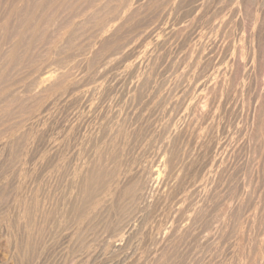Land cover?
Instances as JSON below:
<instances>
[{
  "label": "rangeland",
  "instance_id": "1",
  "mask_svg": "<svg viewBox=\"0 0 264 264\" xmlns=\"http://www.w3.org/2000/svg\"><path fill=\"white\" fill-rule=\"evenodd\" d=\"M177 4H169L166 7V4L162 3L157 13L150 14V16L154 15V18L151 17L152 20L149 19V15L145 17L147 21L144 17V20L142 17L139 18L142 19V22L137 19L139 23L134 24L137 23L134 21L127 32L128 35L125 34L119 40L120 42L118 41L122 46L121 41L127 40L126 43L123 42L125 43L123 44L125 55L130 53L129 51L134 48V45L135 48L136 45L138 46L136 50L139 51L147 46L144 49L147 52H143V50L138 55L142 54L139 57V61H142L140 67L128 69V65L137 57L121 55L122 49L118 52L119 55L116 54L118 56H109L108 64L102 62L95 68L91 66L93 63L90 64L88 69L91 68V70L88 72L89 70L83 68L85 67L83 57L88 53L85 54L87 50L84 48L87 42L82 41L81 43H85V46L80 45L79 53H75L76 59H73V64L71 61V64H68L69 67L66 66L74 70H72L73 75L61 86L64 89L60 88L53 93L41 109L37 110L38 114L35 110L34 115L30 112V116L25 114L24 117L13 118L14 120L0 117V121H4L1 122L2 124L0 123V264H160L158 259L161 264H182V261H185L183 264H264V170H262L264 169V130H262L264 129V0H190ZM155 14H158V18ZM181 18L183 20L187 18L185 21L188 22ZM175 21L178 23L176 24ZM1 23L2 20L0 25ZM179 23L187 24V28L190 26V30L186 29L190 36L187 37V33L182 29L162 33L164 44L156 46L158 49L154 47L155 45L153 46L155 49L151 48L152 44L147 43L148 37V39H144L148 31H152L151 35L153 33L156 35L155 28L158 25V27L168 25L170 28H175V25ZM154 26L153 31L151 27ZM225 26L226 28H224ZM139 43L145 45L141 44L140 46ZM148 46H150V50ZM153 53L156 54L152 56ZM150 56L153 58L156 56L157 60ZM82 59L81 64L83 65H80L79 61ZM147 61L150 64H147ZM50 67L53 65L45 64L44 70H48ZM21 74H18L20 78ZM28 74L27 76L23 74L26 78L22 76L23 78L19 79L22 80L21 83L14 81L19 76L15 79L10 78L16 83L11 82L8 77H5L8 79V83L4 79L1 82L3 84L5 82L7 86L10 85L8 90L11 88V90L19 91L21 88L29 86L32 81L31 75L33 77V74ZM0 75V78L3 77V73ZM1 82L0 90L3 89L2 92H5L7 86L5 87ZM91 83H95V85L93 84V86ZM257 88L263 90L262 98H257ZM15 90L13 91L16 92ZM18 93L16 92V94ZM3 94L0 93V95ZM261 102L262 105H260ZM2 103L3 101L0 102V106L3 105ZM259 107L261 108L257 112ZM257 113L259 114L257 115ZM258 116L263 121L259 120ZM41 117L45 119H41ZM253 117L257 120H254ZM25 118L27 119L25 120ZM254 123H260V126H263V128L260 127L262 142L257 140L260 138L257 132L258 125L255 127ZM128 137L129 139H127ZM110 140L111 142H109ZM96 146L97 148H95ZM45 153L46 155H44ZM144 167L146 168L142 170ZM100 169L103 174L99 173ZM149 169L157 172L152 176V178H156L153 179L155 181L152 182V186L157 189L153 190L151 187L148 196L142 197L139 192L141 189L138 188L144 179V172L146 173ZM87 170L90 172L88 173ZM97 173L100 174L99 178L103 177L105 181L102 178L99 179L95 175ZM121 173L122 176H120ZM126 173L127 177H125ZM221 174H224V177ZM129 179H133L132 182ZM88 180L94 183L90 182L88 185L91 194L82 189ZM210 180L212 181L210 182ZM155 182L157 186L154 184ZM97 183L102 184L99 187ZM90 184L93 185V188ZM82 185L84 186L81 187ZM94 186L96 190L98 187L99 189L95 191ZM126 192L128 193L126 194ZM81 193H84L83 196ZM86 196L92 199H87ZM107 200H110L111 204ZM101 201L105 203L102 204ZM25 202L30 213L27 214L28 218L26 216L21 218ZM33 204L35 207H32ZM98 204L100 205L98 206ZM30 209L33 210L30 211ZM240 211L241 213H239ZM30 228L31 230H28ZM173 235L175 236L173 237ZM118 242L122 243L123 248L113 246ZM117 248H120L121 251ZM159 252L160 254L163 252L161 258L169 253L168 257L161 259Z\"/></svg>",
  "mask_w": 264,
  "mask_h": 264
},
{
  "label": "bare ground",
  "instance_id": "2",
  "mask_svg": "<svg viewBox=\"0 0 264 264\" xmlns=\"http://www.w3.org/2000/svg\"><path fill=\"white\" fill-rule=\"evenodd\" d=\"M190 0H0V17L2 18V23L0 25V59H1V66L2 68H0V70L4 71H0V73H3V77L0 78V82L4 79L5 82L10 79V78H14L15 77L17 78L20 73H22L21 75L23 77L27 76L28 73H31L33 74V77L31 75V82L29 83V86H27L26 88L24 89H20L19 91H16L15 89H12L9 88L10 90H8V87L5 82L3 85H5L6 90L5 92H0V93H4L3 95H0V97H2L0 99V102L3 101V105L0 106L1 110H0V117L3 116V117H6V119H11L14 120L15 117H24L23 115H29V113L31 112V114H33V112H37L38 114V111L41 109V107L45 104V102L49 99V97L57 92L60 88L62 89L63 87V84L65 83V81H69V77L71 75H73V69L72 68H68L69 67V63L71 64V61H72V64H73V59L75 58L76 56V52L79 53L78 50H80V45H82L83 43H81L82 41L83 42H87L86 46L84 47L85 50V54L87 53V55L85 57H83L84 59V66L83 68H85V70H89V65L92 64V68H95L96 66L98 67L100 64L103 63H107L109 62V56H113V55H116L118 52H120L122 49V51L120 52L121 55H125L124 52L125 51V46L123 44H125L127 40L124 41H121V45H119V40L122 38V36H125L128 35L127 32L128 30H130V26L134 23V21H137L140 20L139 18L143 17H147L148 15L150 16V14H153L154 12L157 13L159 11V8L161 7V4L163 3L166 4V7L167 5L169 4H176L178 3L177 5L182 4L183 2H189ZM197 1V0H195ZM214 1V0H213ZM245 2V1H244ZM251 2V1H250ZM256 3V2H254ZM176 5V6H177ZM218 5V4H217ZM259 5V4H258ZM182 6V5H180ZM179 6V7H180ZM178 7V6H177ZM191 7V6H190ZM194 7V6H193ZM201 7V6H200ZM171 8V7H169ZM176 8V7H175ZM173 9V8H172ZM177 9V8H176ZM179 9V8H178ZM161 10V9H160ZM174 10V9H173ZM181 10V9H180ZM179 10V11H180ZM165 11V9H164ZM176 11V10H175ZM178 11V10H177ZM256 11V9H255ZM167 12V11H166ZM221 12V11H220ZM250 12V11H249ZM172 13V12H171ZM190 13V12H189ZM193 13V12H192ZM216 13V12H215ZM176 14V13H175ZM156 16L158 14H155ZM164 15H167V13H164ZM209 15V14H208ZM153 18H154V15H152ZM149 19H151V17ZM155 16V17H156ZM163 16V14H162ZM170 16V15H169ZM172 16V15H171ZM161 17V16H160ZM167 17V16H166ZM190 17V16H189ZM147 18V19H148ZM152 18V19H153ZM158 18V16L156 17ZM155 18V19H156ZM174 18V16H173ZM141 19V20H142ZM151 19V20H152ZM166 19V18H165ZM171 19V18H170ZM182 19V18H181ZM180 19V20H181ZM187 19V18H185ZM185 19L183 21H185ZM248 19V18H247ZM0 20V22H1ZM140 20V22H142ZM144 20V19H143ZM146 20V18H145ZM161 20V19H160ZM177 20V19H176ZM189 20V19H188ZM115 21V22H113ZM147 21V20H146ZM247 21V20H246ZM156 22V21H155ZM160 22V21H159ZM176 24L178 23V21H175ZM185 22H188V21H185ZM197 22V21H196ZM209 22V21H208ZM139 22L137 21V23H134V24H138ZM207 23V22H206ZM241 23V22H240ZM153 24V23H152ZM158 24V23H157ZM160 24V23H159ZM173 24V23H172ZM180 24V25H179ZM178 25H175L176 27L174 28H170V26L166 25V26H161L157 28L154 27H151L153 28V31H154V28L157 30H155V32L157 33L156 35H154V33L151 35L152 31L148 33H146V37L144 39H146L147 37L149 38V41H147V43H150L152 44L151 45V48L154 46H158L159 44L163 43L162 40H164V37H161V34L162 33H168V32H171L173 30H176V29H182L185 31V33H187V30L186 29H189L190 30V26L187 28V24H183V23H179ZM209 24V23H208ZM230 24V23H229ZM193 25V24H192ZM240 25V24H239ZM134 27V26H133ZM210 27V26H209ZM255 27V26H254ZM205 28V27H204ZM226 28V26L224 27ZM223 28V29H224ZM133 29V28H132ZM222 29V30H223ZM230 29V28H229ZM244 29V28H243ZM250 29V28H249ZM139 30V29H138ZM152 30V29H150ZM192 30V29H191ZM226 31V30H224ZM197 32V31H196ZM229 32V31H228ZM141 33V32H140ZM174 33V32H173ZM192 33V32H190ZM218 33V32H217ZM171 34V33H170ZM176 34V33H174ZM194 34V33H193ZM250 34V33H249ZM188 33H187V37H188ZM130 36V35H129ZM137 36V35H136ZM139 36V35H138ZM137 36V37H138ZM152 36V38H151ZM164 36V35H162ZM170 36V35H169ZM175 36V35H174ZM183 36V35H182ZM186 36V35H185ZM190 36V35H189ZM227 36V35H226ZM135 37V36H134ZM144 37V35H143ZM172 37H173V34H172ZM208 37V36H207ZM229 37V36H228ZM233 37V36H232ZM124 38V37H123ZM126 38V37H125ZM147 38V39H148ZM236 38V37H235ZM243 38V37H242ZM127 39V38H126ZM141 39V38H140ZM151 39V40H150ZM172 39V38H171ZM210 39V38H209ZM143 40V39H142ZM190 40V39H189ZM233 40V39H232ZM119 41V42H118ZM141 41V40H140ZM138 41V42H140ZM144 41V40H143ZM142 41V42H143ZM145 41V42H146ZM170 41V40H169ZM199 41V40H197ZM118 42V43H117ZM125 42V43H123ZM212 42V41H211ZM254 42V41H253ZM264 42V41H263ZM199 43V42H198ZM224 43V41H223ZM116 44V45H115ZM118 44V45H117ZM140 44V43H139ZM143 44V43H141ZM140 44V46H141ZM164 44V43H163ZM174 44V43H173ZM145 44H143L144 46ZM148 45V44H147ZM184 45V44H183ZM186 45V44H185ZM195 45V44H194ZM139 46V47H140ZM200 46V45H199ZM246 46V45H245ZM124 47V48H123ZM137 45H136V48H135V45H134V48L132 46L133 49H130V53H128L127 56H136L137 59L131 61V63L128 65V69L130 68H133V67H140L139 65H141V60L139 61V57L142 56V54L139 55V53H142V51L144 49H146V47H143L144 49L143 50H136L137 49ZM153 47V49H155ZM128 48H131V47H128ZM158 49V47H156ZM160 48V46H159ZM199 48V47H198ZM148 49L150 50V46H148ZM213 49V48H212ZM128 50V49H126ZM83 51V50H82ZM159 51V50H158ZM173 51V50H172ZM190 51V50H189ZM219 51V50H218ZM123 52V54H122ZM143 52H147V51H143ZM149 52V51H148ZM152 52V50H151ZM150 52V53H151ZM155 52V51H154ZM199 52V51H198ZM205 52V51H203ZM230 52V51H229ZM77 53V55H78ZM118 53V55L120 54ZM83 54V53H82ZM84 54V55H85ZM156 54V53H155ZM154 53L152 54L155 55ZM181 54V53H180ZM116 55V56H118ZM120 55V58L122 57ZM125 55V56H126ZM145 55V54H144ZM132 56V57H133ZM176 56V55H175ZM218 56V55H217ZM145 57V56H143ZM151 57V56H150ZM156 57V56H155ZM154 57V58H155ZM187 57V56H186ZM207 57V56H206ZM117 58V57H115ZM153 58V57H151ZM153 58V59H154ZM157 58V57H156ZM155 58V59H156ZM76 59V58H75ZM82 60L79 61L80 65H83L81 64L82 63ZM154 59V60H155ZM162 59V58H161ZM184 59V58H183ZM195 59V58H194ZM225 59V58H224ZM121 60V59H120ZM147 60V59H146ZM152 60V59H151ZM157 60V59H156ZM159 60V59H158ZM212 60V58H211ZM127 61V60H125ZM195 61V60H194ZM78 62V61H77ZM123 62V61H122ZM149 61H147V64H150L148 63ZM156 62V61H155ZM167 62V61H166ZM220 62V61H219ZM146 63V62H145ZM144 63V64H145ZM194 63V62H193ZM192 63V64H193ZM264 63V62H263ZM45 64H49V65H53V67H50L48 70H44V66ZM78 64V63H77ZM108 64V63H107ZM117 64V63H116ZM127 64V62H126ZM153 64V63H152ZM172 64V62H171ZM188 64V63H187ZM201 64V63H200ZM68 65V67H66ZM79 65V66H80ZM120 65H121V62H120ZM164 65V64H163ZM218 65V64H217ZM221 65V64H220ZM239 65V64H238ZM72 66V65H71ZM108 67V66H107ZM124 67V66H123ZM148 67V65H147ZM122 68V67H121ZM127 68V67H126ZM220 68V67H219ZM118 69V68H117ZM120 69V68H119ZM144 69V68H143ZM73 70V71H72ZM91 70V68H90ZM90 70L88 72H90ZM135 70V69H134ZM165 70V69H164ZM238 70V69H237ZM125 71V69H124ZM152 71V70H151ZM150 71V72H151ZM154 71V70H153ZM97 72V71H96ZM95 72V73H96ZM99 72V71H98ZM106 72V71H105ZM104 72V73H105ZM109 72V71H108ZM199 72V71H198ZM221 72V71H220ZM223 72V71H222ZM226 72V71H225ZM260 72V71H259ZM258 72V73H259ZM262 72V71H261ZM92 73V72H91ZM94 73V72H93ZM94 73V74H95ZM101 73V72H100ZM152 73V72H151ZM154 73V72H153ZM158 73V72H157ZM19 74V75H18ZM25 76H24V75ZM88 74V73H87ZM93 74V75H94ZM126 74V73H125ZM155 74V73H154ZM186 74V73H185ZM29 75V74H28ZM98 75V73H97ZM104 75V74H103ZM133 75V74H132ZM145 75V74H144ZM167 75V74H166ZM181 75V74H180ZM253 75V74H252ZM1 76V75H0ZM21 76V78H23ZM89 76V75H88ZM92 76V75H91ZM95 76V75H94ZM106 76H108L106 74ZM138 76V75H137ZM5 77H8V79H5ZM102 77V76H100ZM111 77V76H110ZM113 77V76H112ZM142 77V76H141ZM145 77V76H144ZM189 77V76H188ZM198 77V76H197ZM20 76L18 79H15L14 81H20L19 79H21ZM26 78V77H25ZM28 78V77H27ZM33 78V79H32ZM75 78V77H74ZM81 78V77H80ZM88 78V77H87ZM129 78V77H128ZM134 78V77H133ZM260 78V77H259ZM91 79V78H90ZM98 79V78H97ZM96 79V80H97ZM104 79V78H103ZM148 79V78H147ZM170 79V78H169ZM174 79V78H173ZM179 79V78H178ZM82 80V79H81ZM100 80V79H99ZM264 80V78H263ZM11 81V79H10ZM9 81V83H10ZM14 81H11V82H14ZM22 81V80H21ZM20 81V83H21ZM28 81V80H27ZM30 81V80H29ZM80 81V80H79ZM86 81V79H85ZM84 81V82H85ZM98 81V80H97ZM139 81V80H138ZM137 81V82H138ZM154 81V79H153ZM171 81V80H170ZM252 81V80H251ZM24 82V81H23ZM124 82V81H123ZM136 82V83H137ZM142 82V80H141ZM140 82V83H141ZM237 82V81H236ZM8 83V81H7ZM16 83V82H14ZM19 83V84H20ZM26 83V82H25ZM128 83V82H127ZM131 83V82H130ZM138 83V84H140ZM204 83V82H203ZM1 84V85H2ZM11 84V83H10ZM13 84V83H12ZM23 84V83H22ZM92 84V83H91ZM95 85V83H93ZM92 84V85H93ZM98 84V83H97ZM124 84V83H123ZM137 84V85H138ZM238 84V83H237ZM2 85V86H3ZM14 85V84H13ZM16 85V84H15ZM68 85V84H67ZM93 85V86H94ZM120 85V84H119ZM260 85V84H259ZM264 85V84H263ZM262 85V86H263ZM17 86V85H16ZM70 86V85H69ZM72 86V85H71ZM91 86V85H90ZM101 86V85H100ZM109 86V85H108ZM124 86V85H123ZM122 86V87H123ZM129 86V85H128ZM132 86V85H131ZM130 86V87H131ZM151 86V85H150ZM168 86V85H167ZM221 86V85H220ZM233 86V85H232ZM245 86V85H244ZM3 86V88H5ZM14 87V86H12ZM67 87V86H66ZM74 87V86H73ZM104 87V86H103ZM139 87V86H138ZM230 87V86H229ZM2 88V87H1ZM0 88V89H1ZM72 88V87H71ZM91 88V87H90ZM242 88V87H241ZM255 88V87H254ZM260 88V87H259ZM17 89V87H16ZM19 89V88H18ZM64 89V88H63ZM75 89V88H74ZM89 89V88H88ZM120 89V88H119ZM127 89V88H126ZM177 89V88H176ZM13 90H15L16 92H19L18 94H16V92H14ZM87 90V89H86ZM90 90V89H89ZM131 90V89H130ZM151 90V89H150ZM67 91V90H66ZM76 91V90H75ZM145 91V90H144ZM262 91L261 89H258L257 88V98H262L264 96H262ZM13 92L15 93L13 95ZM92 92V91H91ZM96 92V91H95ZM150 92V91H149ZM163 92V91H162ZM253 92V91H252ZM85 93V92H84ZM83 93V94H84ZM98 93V92H97ZM118 93V92H117ZM241 93V92H240ZM58 96L60 97L59 93H57ZM82 94V95H83ZM88 94V93H87ZM111 94V93H110ZM201 94V93H200ZM100 95V94H99ZM102 95V94H101ZM214 95V94H213ZM55 96V95H53ZM52 96V98H53ZM92 96V95H91ZM111 96V95H110ZM128 96V95H127ZM153 96V95H152ZM185 96V95H184ZM262 96V97H261ZM66 97V96H65ZM107 97V96H105ZM116 97V96H115ZM150 97V95H149ZM176 97V96H175ZM248 97V96H247ZM70 98V97H69ZM125 98V97H123ZM128 98V97H127ZM134 98V97H133ZM140 98V97H139ZM156 98V97H155ZM187 98V96H186ZM54 99V98H53ZM67 99V98H66ZM80 99V98H79ZM136 99V98H135ZM149 99V98H148ZM227 99V98H226ZM246 99V98H245ZM57 100V99H55ZM59 100V98H58ZM64 100V99H63ZM75 100V99H74ZM93 100V99H92ZM117 100V98H116ZM124 100V99H123ZM132 100V99H131ZM190 100V99H189ZM224 100V99H223ZM94 101V100H93ZM111 101V100H110ZM135 101V100H134ZM160 101V100H159ZM188 101V100H187ZM222 101V100H221ZM249 101V100H248ZM264 101V99H263ZM258 102V101H257ZM48 103V102H47ZM58 103V101H57ZM72 103V102H71ZM75 103V102H74ZM92 103V102H91ZM107 103H108V100H107ZM158 103V102H157ZM162 103V102H161ZM166 103V102H165ZM65 104V103H64ZM137 104V103H136ZM136 104H133V105H136ZM52 105V104H51ZM70 105V104H69ZM68 105V106H69ZM90 105V104H89ZM95 105H96V102H95ZM106 105V104H105ZM138 105V104H137ZM198 105V103H197ZM218 105V104H217ZM262 105V102L261 104ZM264 105V103H263ZM46 106V105H45ZM44 106V107H45ZM48 106V105H47ZM56 106V105H55ZM74 106V105H73ZM76 106V104H75ZM88 106V105H87ZM116 106V104H115ZM190 106V105H189ZM210 106V105H209ZM132 107V105H131ZM180 107V106H179ZM178 107V108H179ZM263 107V106H262ZM72 108V107H71ZM101 108V107H100ZM110 108V106H109ZM113 108V107H112ZM118 108V107H117ZM116 108V109H117ZM130 108V107H129ZM261 107H259L257 109V112L258 110H260ZM61 109V108H60ZM67 109V108H66ZM86 109V108H85ZM107 109V108H106ZM114 109V108H113ZM127 109V108H126ZM38 110V111H37ZM56 110V109H55ZM59 110V109H58ZM73 110V108H72ZM88 110V109H87ZM135 110V109H134ZM180 110V109H179ZM189 110V109H188ZM230 110V109H229ZM264 110V108H263ZM44 111V110H43ZM47 111V110H46ZM95 111V110H94ZM97 111V110H96ZM99 111V109H98ZM114 111V110H113ZM121 111V110H120ZM160 111V110H159ZM192 111V110H191ZM196 111V110H195ZM211 111V110H210ZM241 111V110H239ZM41 112V111H40ZM55 112V111H54ZM61 112V111H60ZM70 112V110H69ZM84 112V111H83ZM116 112V111H115ZM118 112V111H117ZM220 112V111H219ZM262 112V111H261ZM259 112V113H261ZM45 113V112H44ZM64 113V111H63ZM77 113V112H76ZM81 113V112H80ZM124 113V112H123ZM122 113V114H123ZM142 113V112H141ZM203 113V112H202ZM257 113V115L259 114ZM62 114V113H61ZM83 114V113H82ZM104 114V113H103ZM118 114V113H117ZM126 114V112H125ZM132 114V113H131ZM164 114V113H162ZM34 115V114H33ZM50 115V114H49ZM58 115V114H57ZM63 115V114H62ZM73 115V114H72ZM85 115V114H84ZM167 115V114H166ZM198 115V114H197ZM256 115V114H255ZM30 116V115H29ZM28 116V117H29ZM36 116V115H35ZM165 116V115H164ZM177 116V115H176ZM261 117V115H259ZM258 116V119L260 120L261 118H259ZM38 117V116H37ZM44 117V115H43ZM122 117V116H121ZM155 117V116H153ZM255 117V116H254ZM253 117V118H254ZM257 117V116H256ZM14 118V119H13ZM30 118V117H29ZM62 118V116H61ZM77 118V117H76ZM75 118V119H76ZM89 118V117H88ZM106 118V117H105ZM21 119V118H20ZM27 118H25L26 120ZM41 119H45V118H42ZM47 119V117H46ZM73 119V118H71ZM81 119V118H80ZM96 119V118H95ZM107 119V118H106ZM124 119V118H123ZM263 119V118H262ZM261 119V121H263ZM17 120V119H16ZM82 120V119H81ZM118 120V119H117ZM121 120V119H120ZM129 120V119H128ZM223 120V119H222ZM254 120H257V118H254ZM253 120V121H254ZM18 121V120H17ZM29 121V119H28ZM100 121V120H99ZM104 121V120H103ZM133 121V120H132ZM180 121V120H179ZM182 121V120H181ZM251 121V120H250ZM1 122H4V121H0ZM23 122V121H22ZM31 122V120L29 121ZM46 122V121H45ZM79 122V120H78ZM119 122V121H118ZM121 122V121H120ZM136 122V121H135ZM173 122V121H172ZM178 122V121H177ZM256 122V121H255ZM258 122V121H257ZM25 123V122H24ZM66 123V122H65ZM75 123V122H74ZM90 123V122H89ZM107 123V122H106ZM151 123V122H150ZM194 123V122H193ZM198 123V122H197ZM222 123V122H221ZM263 123V122H261ZM2 124V123H1ZM15 124V123H14ZM42 124V123H41ZM51 124V123H50ZM77 124V123H76ZM105 124V123H103ZM113 124H117V123H113ZM119 124V123H118ZM171 124V123H170ZM256 123H254L255 125ZM7 125V124H6ZM70 125V124H69ZM75 125V124H74ZM126 125V124H125ZM168 125V124H167ZM258 125V127H257ZM261 124H256L255 127H257L258 129V136L260 137L259 139L257 140H262L261 136H262V129L260 131V127L263 128V126H260ZM8 126V125H7ZM51 126V125H50ZM55 126V125H54ZM59 126V125H58ZM81 126V125H80ZM96 126V125H95ZM119 126V125H117ZM133 126V125H132ZM25 127V126H24ZM83 127V126H81ZM120 127H121V123H120ZM129 127V126H128ZM190 127V126H189ZM27 128V127H26ZM52 128V127H51ZM106 129V127H103ZM112 128V127H111ZM123 128V127H122ZM180 128V127H179ZM11 129V128H10ZM46 129V128H45ZM71 129V128H70ZM78 129V127H77ZM84 129V128H83ZM91 129V128H89ZM187 129V128H186ZM255 129V128H254ZM28 130V129H27ZM44 130V128H43ZM72 130V129H71ZM87 130V129H85ZM99 130V129H98ZM102 130V129H101ZM100 130V132H102ZM123 130V129H121ZM130 130V129H128ZM141 130V129H140ZM205 130V129H204ZM211 130V128H210ZM232 130V129H231ZM8 131V130H7ZM40 131V129H39ZM54 131V130H53ZM91 131V130H90ZM89 131V132H90ZM119 131V130H118ZM189 131V130H188ZM215 131V130H214ZM4 132V131H3ZM63 132V131H62ZM125 132V131H124ZM230 132V131H229ZM34 133V132H33ZM94 133V132H93ZM108 133V132H107ZM120 133V132H119ZM232 133V132H231ZM96 134V132H95ZM102 134V133H101ZM104 134V133H103ZM123 134V133H122ZM209 134V133H208ZM61 135V134H59ZM64 135V134H62ZM70 135V134H69ZM84 135V134H83ZM91 135V133H90ZM105 135V134H104ZM103 135V136H104ZM111 135V134H110ZM121 135V134H120ZM255 135V134H254ZM3 136V135H2ZM94 136V135H93ZM101 136V135H100ZM112 136V135H111ZM117 136H118V133H117ZM125 136V135H124ZM127 136V135H126ZM130 136V135H129ZM140 136V135H139ZM218 136V135H217ZM256 136V135H255ZM68 137V136H67ZM78 137V136H77ZM76 137V138H77ZM90 137V136H89ZM109 137V136H108ZM136 137V136H135ZM148 137V136H147ZM264 137V136H263ZM8 138V137H7ZM66 138V137H65ZM111 138V137H110ZM121 138V137H120ZM237 138V137H236ZM251 138V137H250ZM63 139V138H62ZM73 139V138H72ZM114 139V138H113ZM112 139V140H113ZM129 139V137L127 138ZM132 139V138H131ZM149 139V138H148ZM151 139V138H150ZM204 139V138H203ZM264 139V138H263ZM15 140V139H14ZM49 140V139H48ZM54 140V139H53ZM56 140V138H55ZM75 140V139H74ZM171 140V139H170ZM105 141V140H104ZM118 141V140H117ZM142 141V140H141ZM208 141V140H207ZM253 141V140H252ZM264 141V140H263ZM111 142V140L109 141ZM140 142V141H139ZM255 142V141H254ZM262 142V141H261ZM1 143V142H0ZM4 143V142H3ZM20 143V142H19ZM22 143V142H21ZM51 143V142H50ZM62 143V142H61ZM100 143V142H99ZM183 143V142H182ZM250 143V142H249ZM253 143V142H252ZM34 144V143H33ZM53 144V143H52ZM68 144V143H67ZM101 144V143H100ZM14 145V144H13ZM12 145V147H13ZM36 145V144H35ZM57 145H60V144H57ZM77 145V143H76ZM115 145V144H114ZM119 145V143H118ZM121 145V144H120ZM231 145V144H230ZM264 145V144H263ZM7 146V145H6ZM15 146V145H14ZM20 146V145H19ZM53 146V145H52ZM62 146H63V143H62ZM68 146V145H67ZM80 146V145H79ZM112 146V145H111ZM122 146V145H121ZM120 146V147H121ZM182 146V145H181ZM201 146V145H200ZM9 147H10V144H9ZM23 147V146H22ZM25 147V146H24ZM38 147V146H37ZM92 147V146H91ZM104 147V146H103ZM114 147V146H113ZM128 147H129V144H128ZM163 147V146H162ZM47 148V147H46ZM59 148V147H58ZM61 148V147H60ZM97 148V146L95 147ZM112 148V147H111ZM115 148V147H114ZM113 148V149H114ZM118 148V147H117ZM179 148V147H177ZM24 149V148H23ZM30 149V148H29ZM87 149V148H86ZM99 149H100V146H99ZM122 149V148H121ZM127 149V148H126ZM231 149V148H230ZM253 149V148H252ZM251 149V151H252ZM255 149V148H254ZM63 150V149H62ZM69 150V149H68ZM75 150V149H74ZM79 150V149H78ZM77 150V151H78ZM124 150V149H123ZM189 150V149H188ZM260 150V149H259ZM45 151V150H44ZM51 151V150H50ZM57 151V150H56ZM117 151V150H116ZM122 151V150H120ZM130 151V150H129ZM152 151V150H151ZM203 151V150H202ZM234 151V150H233ZM249 151V150H248ZM250 151V152H251ZM25 152V151H24ZM35 152V151H34ZM46 152V151H45ZM52 152V151H51ZM50 152V153H51ZM63 152V151H61ZM83 152V151H82ZM105 152V151H104ZM111 152V151H110ZM260 152V151H259ZM19 153V152H17ZM80 153V152H79ZM94 153V152H93ZM125 153V152H124ZM199 153V152H198ZM237 153V152H236ZM55 155V153H53ZM57 154V152H56ZM77 154V153H76ZM116 154V153H115ZM172 154V153H171ZM175 154V153H174ZM180 154V153H179ZM182 154V153H181ZM255 154V153H254ZM42 155V154H41ZM46 155V153L44 154ZM49 155V154H48ZM51 155V154H50ZM79 155V154H78ZM82 155V154H81ZM80 155V156H81ZM86 155V154H85ZM93 155V154H92ZM105 155H106V152H105ZM123 155V154H122ZM168 155V154H167ZM177 155V154H176ZM186 155V154H185ZM264 155V154H263ZM7 156V155H5ZM43 156V155H42ZM70 156V155H69ZM79 156V158H80ZM88 156V155H87ZM108 156V155H107ZM202 156V155H201ZM235 156V155H234ZM257 156V155H256ZM17 157V156H16ZM111 157V156H110ZM115 157V156H114ZM113 157V158H114ZM135 157V156H134ZM133 157V158H134ZM230 157V156H229ZM78 158V159H79ZM85 158V156H84ZM106 158V157H105ZM122 158V157H121ZM180 158V157H179ZM256 158V157H255ZM35 159V158H34ZM43 159V158H42ZM76 159V158H75ZM82 159V158H81ZM90 159V158H89ZM88 159V160H89ZM92 159V158H91ZM110 159V158H109ZM41 160V159H40ZM103 160V159H102ZM105 160V159H104ZM122 160V159H121ZM129 160V159H128ZM135 160V159H134ZM202 160V159H201ZM253 160V159H252ZM263 160V159H262ZM44 161V160H43ZM47 161H48V158H47ZM77 161V160H76ZM95 161V160H93ZM109 161V160H108ZM123 161V160H122ZM130 161V160H129ZM168 161V160H167ZM66 162V161H65ZM78 162V161H77ZM86 162V161H85ZM88 162V161H87ZM107 162V161H105ZM141 162V161H140ZM161 162V161H160ZM166 162V161H165ZM178 162V161H177ZM259 162V161H258ZM68 163V161L66 162ZM65 163V164H66ZM70 163V162H69ZM185 163V162H184ZM209 163V162H208ZM245 163V162H244ZM250 163V162H249ZM253 163V162H252ZM260 163V162H259ZM1 164V163H0ZM9 164V163H8ZM11 164V163H10ZM28 164V163H27ZM32 164V163H31ZM43 164V163H42ZM116 164V163H115ZM136 164V163H135ZM201 164V163H200ZM256 164V163H255ZM12 165V164H11ZM20 165V164H19ZM57 165V164H56ZM75 165V164H74ZM91 165V164H90ZM118 165V163H117ZM116 165V166H117ZM133 165V164H132ZM253 165V164H252ZM263 165V164H262ZM261 165V166H262ZM71 166V165H69ZM96 166V165H95ZM210 166V165H209ZM82 167V166H81ZM136 167V166H135ZM148 167H151L148 165ZM185 167V166H184ZM1 168V167H0ZM8 168V167H7ZM6 168V169H7ZM108 169V167H106ZM110 168V167H109ZM118 168V167H116ZM146 167H144L142 170H144ZM181 168V167H180ZM258 168V167H257ZM12 169V168H11ZM23 169V168H22ZM63 169V168H62ZM65 169V168H64ZM68 169V168H67ZM76 169V168H75ZM74 169V170H75ZM99 169V168H98ZM105 169V167H104ZM111 169V168H110ZM184 169V168H183ZM260 168H258L259 170ZM3 170V169H2ZM19 170V169H18ZM80 170V169H79ZM112 170V169H111ZM109 170V171H111ZM116 170V169H115ZM123 170V169H122ZM121 170V172H123ZM138 170V169H137ZM140 170V169H139ZM138 170V171H139ZM147 170V169H146ZM192 170V169H191ZM224 170V169H223ZM255 170V169H254ZM264 170V169H262ZM77 171V170H76ZM84 171V169H83ZM92 171V170H91ZM95 171V170H94ZM97 171V169H96ZM95 171V173H96ZM104 171V170H103ZM114 171V170H113ZM131 171V170H129ZM156 171L157 168H156ZM155 170H151L149 169L146 173L144 172L145 176H144V179L143 181L139 184V188L138 189H141L140 191L139 190H136V191H139L141 192V195L142 197L147 195L149 190L151 189V187H153L152 189H157V188H154V186H152V182H154L155 180H153L154 178H152L153 175H156L157 172ZM211 171V170H210ZM261 171V170H259ZM6 172V171H5ZM15 172V171H13ZM12 172V173H13ZM48 172V171H47ZM70 172V171H69ZM82 172V171H81ZM88 172V170H87ZM90 172V171H89ZM88 172V173H89ZM102 172V170L100 169L99 173ZM107 172V171H106ZM115 172V171H114ZM143 172V171H142ZM194 172V171H193ZM258 172V171H257ZM25 173V172H24ZM78 173V172H77ZM76 173V174H77ZM86 173V172H85ZM93 173V172H92ZM99 173L95 174V175H100ZM141 173V172H140ZM156 173V174H155ZM196 173V172H195ZM222 173V171H221ZM235 173V172H234ZM14 174V173H13ZM22 174V173H21ZM32 174V173H31ZM37 174V173H36ZM41 174V173H40ZM50 174V173H49ZM80 174V173H79ZM103 174V172L101 173ZM107 174V173H106ZM112 174V173H110ZM124 174V172H123ZM142 173V175H144ZM147 174H150V175H147ZM159 174V173H158ZM161 174V172H160ZM159 174V175H160ZM210 174V173H209ZM220 174V172H219ZM5 175V174H4ZM9 175V174H8ZM7 175V176H8ZM25 175V174H24ZM63 175V174H62ZM67 175V174H66ZM74 175V174H73ZM86 175V174H85ZM88 175V174H87ZM112 175H115V174H112ZM118 175V174H117ZM222 175V174H221ZM224 175V174H223ZM222 175V176H223ZM226 175V174H225ZM244 175V174H243ZM16 176V175H15ZM22 176V175H21ZM49 176V175H48ZM56 176V175H55ZM54 176V177H55ZM89 176V175H88ZM91 176V174H90ZM96 176V177H97ZM107 176V175H106ZM122 176V173L121 175ZM130 176V175H129ZM212 176V175H211ZM250 176V175H249ZM258 176V175H257ZM256 176V178H257ZM260 176V175H259ZM64 177V176H63ZM67 177V176H66ZM82 177V176H81ZM94 177V176H93ZM104 177H105V174H104ZM117 177V176H116ZM127 177V173H126V176ZM124 177V178H125ZM140 177V176H139ZM143 177V176H142ZM178 177V176H177ZM210 177V176H209ZM224 177V176H223ZM49 178V177H48ZM75 178V177H74ZM80 178V177H79ZM99 178V176H98ZM98 178L96 179L94 177V179H96L98 182H100L98 180ZM104 180L103 177H100ZM99 178V179H100ZM122 178V179H124ZM221 178V177H220ZM260 178V177H259ZM59 179V178H58ZM90 179L92 180V178L90 177ZM106 179V178H105ZM111 179V178H110ZM118 179V178H117ZM116 179V180H117ZM156 179V178H155ZM212 179V178H211ZM232 179V178H231ZM24 180V179H23ZM65 180V179H64ZM70 180H71V177H70ZM75 180V179H74ZM77 180V179H76ZM75 180V181H76ZM85 180V179H84ZM133 180V179H131ZM130 179L129 181L132 182ZM172 180V179H171ZM175 180V179H174ZM213 180V179H212ZM210 180V182L212 181ZM244 180V179H243ZM15 181V180H14ZM57 181V180H56ZM87 181V179H86ZM96 181V182H97ZM105 181V180H104ZM103 181V182H104ZM110 181V180H108ZM157 181V180H156ZM208 181V180H207ZM21 182V181H20ZM59 182V181H58ZM65 182V181H64ZM91 182V181H90ZM89 180L88 182L85 184L82 183L85 185H82L81 187L84 186L83 191L85 192H88L89 193V190H88V185H89ZM96 182H95V186H96ZM118 182V181H117ZM128 182V181H127ZM138 182V180H137ZM209 182V181H208ZM7 183V182H6ZM42 183V182H41ZM44 183V182H43ZM57 183V182H56ZM92 183V182H91ZM108 183V182H107ZM111 183V182H109ZM121 183V182H120ZM206 183V182H205ZM215 183V182H214ZM60 184V183H59ZM79 184V183H78ZM94 184V183H92ZM90 184V186L92 185ZM99 184V183H97ZM102 184V183H101ZM99 184V187L100 185ZM105 184V183H103ZM127 184V183H126ZM133 184V183H132ZM136 184V183H135ZM156 186V182L154 183ZM153 184V185H154ZM174 184V183H173ZM207 184V183H206ZM12 185V184H11ZM112 185V184H110ZM109 185V186H110ZM121 185V184H119ZM137 185V184H136ZM209 185H211L209 183ZM215 185V184H214ZM4 186V185H3ZM41 186V185H40ZM47 186V185H46ZM80 186V185H79ZM89 186V187H90ZM94 186V187H95ZM108 186V187H109ZM118 186V185H117ZM124 186V185H123ZM122 186V187H123ZM233 186V185H232ZM246 186V185H245ZM15 187V186H13ZM77 187V186H76ZM98 187V186H97ZM99 187L97 188V190L99 189ZM115 187V186H114ZM129 187V186H128ZM133 187V186H132ZM135 187V186H134ZM138 187V185H137ZM188 187V186H187ZM228 187V185H227ZM6 188V187H5ZM38 188V187H37ZM72 188V187H71ZM92 188H93V185H92ZM103 188H104V185H103ZM124 188V187H123ZM159 188V186H158ZM161 188V187H160ZM39 189V188H38ZM66 189V188H65ZM79 189V188H78ZM81 189V190H82ZM91 189V188H90ZM95 191L96 190V187L94 188ZM113 189V188H112ZM128 189V188H127ZM133 189V188H131ZM129 189V190H131ZM218 189V188H217ZM243 189V188H242ZM88 190V191H87ZM92 190V189H91ZM90 190V191H91ZM121 190V189H120ZM126 190V188H125ZM134 190V191H135ZM252 190V189H251ZM21 191V190H20ZM26 191V190H25ZM33 191V190H32ZM81 191V192H83ZM94 191V190H93ZM117 191V190H115ZM213 191V190H212ZM222 191V190H221ZM12 192V191H11ZM101 192V191H100ZM111 192V191H109ZM133 192V191H131ZM179 192V191H178ZM247 192V191H246ZM249 192V191H248ZM26 193V192H25ZM61 193V192H60ZM125 193V192H124ZM128 192H126L127 194ZM164 193V192H163ZM38 194V193H37ZM82 194V193H81ZM84 194V193H83ZM82 194V196H83ZM91 194V193H89ZM96 194V193H94ZM112 194V193H111ZM110 194V196H111ZM115 194V193H114ZM117 194V193H116ZM119 194V193H118ZM131 194V193H130ZM205 194V193H204ZM35 195V194H34ZM55 195V194H54ZM93 195V194H92ZM113 195V194H112ZM125 195V194H124ZM132 195V194H131ZM156 195V193H155ZM169 195V194H168ZM209 195V194H208ZM32 196V194H31ZM52 196V195H51ZM89 196V195H88ZM91 196V195H90ZM89 196V197H90ZM94 196V195H93ZM91 196V197H93ZM99 196V195H97ZM123 196V195H122ZM134 196V195H133ZM148 196V195H147ZM207 196V195H206ZM244 196V195H243ZM27 197V196H26ZM30 198V195L28 196ZM37 197V196H36ZM59 197V196H58ZM63 197V196H62ZM86 198L87 199H90V198ZM101 197V195H100ZM109 197V195H108ZM107 197V198H108ZM115 197V196H114ZM153 197V196H152ZM227 197V196H226ZM232 197V196H231ZM250 197V196H249ZM33 198V196H32ZM81 198V197H80ZM105 198V197H104ZM106 198V199H107ZM137 198V197H135ZM139 198V197H138ZM245 198V197H244ZM34 199V198H33ZM57 199V198H56ZM86 199V200H87ZM92 199V198H91ZM90 199V200H91ZM95 199V198H94ZM123 199V198H122ZM140 199V198H139ZM149 199V198H148ZM170 199V198H169ZM74 200V199H72ZM111 200V199H110ZM109 200V201H110ZM138 200V199H137ZM141 200V199H140ZM177 200V199H176ZM216 200V199H215ZM83 201V200H82ZM88 201V200H87ZM96 201V200H95ZM108 201V200H107ZM108 201V202H109ZM150 201H153V200H150ZM10 202V201H9ZM28 202V200H27ZM39 202V201H38ZM98 202V201H96ZM128 202V201H127ZM130 202V201H129ZM243 202V201H242ZM11 203V202H10ZM29 203V202H28ZM36 203V202H35ZM102 204H104L102 201H101ZM110 203V202H109ZM152 203V202H150ZM219 203V202H218ZM227 203V202H226ZM245 203V202H244ZM64 204V203H63ZM83 204V203H82ZM95 204V203H94ZM111 204V203H110ZM109 204V206H110ZM136 204V203H135ZM153 204V203H152ZM151 204V205H152ZM224 204V203H223ZM261 204V203H260ZM24 205V210L21 211L22 215H21V218L24 216H26V218H28L27 214L29 212V207L28 205L26 206V202L23 204ZM32 205V204H31ZM31 205H29L31 207ZM40 205V204H39ZM60 205V204H59ZM97 205V204H96ZM100 204H98L99 206ZM108 205V204H107ZM128 205V204H127ZM165 205V204H164ZM7 206V205H6ZM20 206V205H19ZM54 206V204H53ZM90 206H92V204H90ZM98 206H96L98 208ZM112 206V205H111ZM205 206V205H204ZM238 206V205H237ZM259 206V205H258ZM32 207H35L34 204ZM31 207V208H32ZM88 207V206H87ZM139 207V206H138ZM201 207V206H200ZM218 207V206H217ZM20 208V207H19ZM23 208V206H22ZM21 208V209H22ZM37 208V207H36ZM46 208V207H45ZM58 208V207H57ZM81 208V207H80ZM93 208V207H92ZM111 208V207H110ZM146 208V207H145ZM148 208V207H147ZM198 208V207H197ZM6 209V207H5ZM39 209V208H38ZM37 209V210H38ZM96 209V208H95ZM127 209V208H126ZM130 209V208H129ZM170 209V208H169ZM207 210L209 209L206 208ZM217 209V208H215ZM221 209V208H220ZM33 209H30V211H32ZM65 210V209H64ZM67 210V209H66ZM102 210V209H101ZM167 210V209H166ZM165 210V211H166ZM262 210V209H261ZM107 211V210H106ZM116 211V210H115ZM144 211V210H143ZM202 211V210H201ZM252 211V210H251ZM34 212V211H33ZM58 212V211H57ZM121 212V211H120ZM194 212V211H193ZM197 212V211H195ZM30 213V212H29ZM36 213V212H35ZM53 213V212H52ZM139 213V212H138ZM145 213V212H144ZM158 213V212H157ZM156 213V214H157ZM198 213V212H197ZM200 213V212H199ZM208 213V212H207ZM210 213V212H209ZM222 213V212H221ZM241 213V211L239 212ZM18 214V213H17ZM86 214V212H85ZM128 214V213H127ZM196 214V213H195ZM205 214V213H204ZM261 214V213H260ZM259 214V215H260ZM263 214V213H262ZM11 215V214H10ZM134 215V214H133ZM208 215V214H207ZM253 215V214H252ZM50 216V215H49ZM59 216V215H58ZM141 216V215H140ZM155 216V215H154ZM168 216V215H167ZM197 216V215H196ZM201 216V215H200ZM12 217V216H11ZM52 217V216H51ZM77 217V216H76ZM162 217V216H160ZM206 217V216H205ZM211 217V216H210ZM13 218V217H12ZM42 218V217H41ZM47 218V216H46ZM68 218V216H67ZM91 218V217H90ZM139 218V217H137ZM147 218V217H146ZM165 218V217H164ZM171 218V217H170ZM196 218V217H195ZM203 218V217H202ZM201 218V219H202ZM207 218V217H206ZM14 219V218H13ZM75 219V218H74ZM194 219V217H193ZM212 219V218H211ZM233 219V218H232ZM28 222V219H26ZM33 220V219H32ZM51 220V219H50ZM58 220V219H57ZM80 220V219H78ZM199 220V219H198ZM196 220V221H198ZM218 220V219H216ZM21 221V220H20ZM31 221V220H30ZM49 221V220H48ZM91 221V220H90ZM94 221V220H93ZM212 221V220H210ZM239 221V220H238ZM17 222V221H16ZM51 222V221H50ZM88 222V221H87ZM137 222V221H136ZM153 222V221H152ZM191 222V221H190ZM194 222V221H193ZM202 222V221H201ZM10 223V221H9ZM68 223V222H67ZM78 223V222H77ZM85 223V222H84ZM103 223H105L103 221ZM111 223V222H110ZM209 223V222H208ZM220 223V222H219ZM223 223V221H222ZM63 224V223H62ZM75 224V223H74ZM158 224V223H157ZM191 225V223H189ZM12 225V224H11ZM71 225V224H70ZM154 225V224H153ZM179 225V223H178ZM196 225V224H195ZM212 225V224H211ZM249 225V224H248ZM106 226V225H105ZM104 226V227H105ZM138 226V225H137ZM141 226V225H140ZM139 226V228H140ZM188 228H189V225H187ZM219 226V225H218ZM25 227V226H24ZM41 227V226H40ZM83 227V226H82ZM107 227V226H106ZM161 227V226H160ZM209 227V225H208ZM48 228V227H47ZM185 228V227H184ZM187 228V229H188ZM201 228V227H200ZM220 228V227H219ZM222 228V227H221ZM220 228V229H221ZM233 228V227H232ZM251 228V227H250ZM260 228V227H259ZM10 229V228H9ZM79 229V228H78ZM77 229L78 233H79V230ZM95 229V227H94ZM176 229V228H175ZM218 229V228H217ZM28 230H31L28 229ZM34 230V229H33ZM174 230V229H173ZM17 231V230H16ZM84 231V230H83ZM148 231V230H147ZM167 231V230H166ZM183 231V230H182ZM182 231H181V234H182ZM193 231V230H192ZM231 231V230H230ZM234 231V230H233ZM29 232V231H27ZM33 232V231H32ZM76 233V232H75ZM77 233V234H78ZM135 233V232H134ZM164 233V232H163ZM185 233V232H184ZM187 233V232H186ZM189 233V232H188ZM196 233V232H195ZM195 233H192V234H195ZM19 234V233H18ZM22 234V233H21ZM138 234V233H137ZM175 234V233H174ZM218 234V233H216ZM215 234V235H216ZM185 235V234H183ZM233 235V234H232ZM175 235H173L174 237ZM189 236V235H188ZM193 236V235H192ZM224 236V234H223ZM231 236V235H230ZM28 237V236H27ZM178 237V236H177ZM175 237V238H177ZM181 237V236H179ZM187 237V236H186ZM194 237V236H193ZM202 237V236H201ZM16 238V237H15ZM37 238V237H36ZM122 238V237H121ZM170 238V236H169ZM184 238V237H183ZM218 238V237H217ZM234 238V237H233ZM243 238V237H242ZM259 238V237H258ZM79 239V238H78ZM166 239V238H165ZM195 239V238H194ZM199 239V238H198ZM203 239V238H201ZM200 239V240H201ZM214 239V238H213ZM253 239V238H252ZM11 240V239H10ZM28 240V239H27ZM115 240V239H113ZM125 240V239H124ZM167 240V239H166ZM171 240V239H170ZM182 240V239H181ZM188 240H189V237H188ZM229 240V239H228ZM17 241V240H16ZM86 241V240H85ZM116 241V240H115ZM122 241V240H121ZM149 241V240H148ZM169 241V240H168ZM255 241V240H254ZM259 241V240H257ZM80 242V241H79ZM174 242V241H173ZM180 244H181V241L179 240ZM186 244H187V241H185ZM189 242V241H188ZM216 242V241H215ZM224 242V241H223ZM228 242V241H227ZM235 242V241H234ZM16 243V242H15ZM114 243V242H113ZM123 243V241H122ZM121 242H118V243H115L113 244V246L116 247H122ZM164 243V242H163ZM191 243V242H190ZM193 243V241H192ZM195 243V241H194ZM200 243V242H198ZM222 243V242H220ZM229 243V242H228ZM259 243V242H257ZM78 244V243H77ZM136 244V243H135ZM157 244V243H155ZM179 244V243H178ZM213 244V242H212ZM263 244V242H262ZM27 245V244H26ZM122 245V246H121ZM133 245V244H132ZM165 245V244H164ZM168 245V244H167ZM170 246L172 244H169ZM174 245V244H173ZM193 245V244H192ZM223 245V244H222ZM232 245V244H231ZM160 246V245H159ZM158 246V247H159ZM185 246V244H184ZM183 246V247H184ZM16 247V246H15ZM167 247V246H166ZM165 247V248H166ZM174 247V246H173ZM180 247V246H179ZM187 247V246H186ZM193 247V246H192ZM198 247V246H197ZM232 247V246H231ZM120 248H117V249H120ZM123 248V247H122ZM160 248V247H159ZM169 248V247H167ZM185 248V247H184ZM188 248H189V245H188ZM15 249V248H14ZM157 249V248H156ZM171 249V248H170ZM175 249V248H174ZM191 249V248H190ZM189 249V250H190ZM193 249V248H192ZM242 249V247H241ZM20 250V249H19ZM158 250H161V249H158ZM223 250V249H222ZM227 250V249H226ZM23 251V250H22ZM121 251V249H120ZM141 251V250H140ZM175 251V250H174ZM236 251V250H235ZM242 251V250H241ZM256 251V250H255ZM199 252V251H198ZM202 252V251H200ZM260 252V251H259ZM264 252V251H263ZM119 253V252H118ZM163 252H161L162 254ZM167 253V252H166ZM172 253V252H171ZM183 253V252H182ZM191 253V252H190ZM194 253V252H193ZM234 253V252H233ZM157 254V253H155ZM160 255V258H161V254L160 252L158 253ZM168 254H165L164 257H168ZM197 254V253H196ZM200 254V253H199ZM215 254V253H214ZM263 254V253H261ZM20 255V254H18ZM195 255V254H194ZM259 255V254H258ZM163 256V254H162ZM183 256H185L183 254ZM182 256V257H183ZM200 256V255H199ZM245 256V255H244ZM21 257V256H20ZM164 257H162L161 259H163ZM172 257H175V256H172ZM195 257V256H194ZM257 257V256H256ZM261 257V256H260ZM156 259H158L157 257H155ZM176 258V257H175ZM173 258V259H175ZM202 258V257H201ZM237 258V257H236ZM25 259V258H24ZM154 259V258H153ZM166 259H169V258H166ZM195 259V258H194ZM200 259V258H198ZM146 260V259H145ZM183 260V259H182ZM261 260V259H260ZM154 261V260H152ZM157 261V260H156ZM169 261V260H168ZM240 261V259H239ZM128 262V261H127ZM155 262V261H154ZM158 262L161 264V261L160 259H158ZM162 262L164 263V261L162 260ZM171 262V261H170ZM180 262V261H178ZM177 262V263H178ZM183 263L185 261H182ZM195 262V261H194ZM249 262V261H248ZM156 263V262H155ZM166 263V262H165ZM174 263V262H173ZM182 263V264H183ZM255 263V262H254ZM152 264V263H151ZM154 264V263H153ZM158 264V263H157ZM189 264V263H188ZM193 264V263H192Z\"/></svg>",
  "mask_w": 264,
  "mask_h": 264
}]
</instances>
